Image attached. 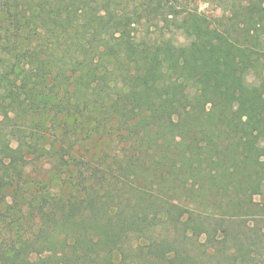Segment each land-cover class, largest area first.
I'll use <instances>...</instances> for the list:
<instances>
[{
    "label": "trees",
    "instance_id": "16d2710c",
    "mask_svg": "<svg viewBox=\"0 0 264 264\" xmlns=\"http://www.w3.org/2000/svg\"><path fill=\"white\" fill-rule=\"evenodd\" d=\"M192 2L0 0V264H248L264 0Z\"/></svg>",
    "mask_w": 264,
    "mask_h": 264
},
{
    "label": "rangeland",
    "instance_id": "374dc122",
    "mask_svg": "<svg viewBox=\"0 0 264 264\" xmlns=\"http://www.w3.org/2000/svg\"><path fill=\"white\" fill-rule=\"evenodd\" d=\"M248 0H193L192 6H196L201 13L207 18L212 26H219L222 21H226L235 4L246 3ZM254 78V77H252ZM39 168V167H38ZM36 170V167L33 168ZM45 169L42 168L40 173L45 174ZM48 177V175H46ZM262 193L255 195V200L264 206V185ZM234 231H240L244 234V240L249 241L254 246V250L248 264H264V217H258L249 222L248 226H233ZM249 246V245H247Z\"/></svg>",
    "mask_w": 264,
    "mask_h": 264
}]
</instances>
